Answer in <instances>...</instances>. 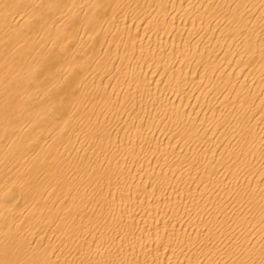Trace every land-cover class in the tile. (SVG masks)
I'll list each match as a JSON object with an SVG mask.
<instances>
[{
	"label": "bare ground",
	"instance_id": "6f19581e",
	"mask_svg": "<svg viewBox=\"0 0 264 264\" xmlns=\"http://www.w3.org/2000/svg\"><path fill=\"white\" fill-rule=\"evenodd\" d=\"M0 264H264V0H0Z\"/></svg>",
	"mask_w": 264,
	"mask_h": 264
}]
</instances>
